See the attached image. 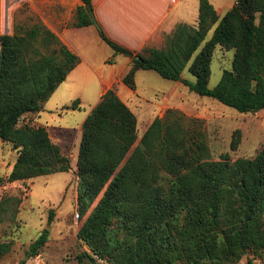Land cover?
I'll return each mask as SVG.
<instances>
[{
    "label": "trees",
    "instance_id": "obj_1",
    "mask_svg": "<svg viewBox=\"0 0 264 264\" xmlns=\"http://www.w3.org/2000/svg\"><path fill=\"white\" fill-rule=\"evenodd\" d=\"M80 1L74 27L93 24L83 5L90 0ZM94 23L113 55L129 58L121 76L127 88L134 89L136 70L150 69L238 113L264 108V0H234L221 16L209 0H198L196 26L176 24L160 48H144L146 55L109 39ZM216 46L232 49V59L208 88ZM78 61L43 26L0 33V140L15 150L0 184L69 168L45 127L22 118L39 112ZM183 68L194 81L180 77ZM178 117L166 109L137 138L136 117L115 89L101 93L80 123L75 202L77 216L84 217L76 237L111 264H235L248 251L264 254V152L210 158L201 128H186ZM238 136L235 130L230 150ZM20 202L15 195L1 196L0 221L13 220ZM52 216L49 208L48 223ZM46 238L43 228L27 254L35 255ZM8 250L9 243L0 240V258ZM89 252L77 256L78 264L81 256L88 258L85 264H98ZM244 264H252L251 258Z\"/></svg>",
    "mask_w": 264,
    "mask_h": 264
},
{
    "label": "rangeland",
    "instance_id": "obj_2",
    "mask_svg": "<svg viewBox=\"0 0 264 264\" xmlns=\"http://www.w3.org/2000/svg\"><path fill=\"white\" fill-rule=\"evenodd\" d=\"M210 1L215 2V8H221L217 10L218 16H221L234 0ZM77 2L0 0V33L22 34L32 27L43 26L55 34L48 23L59 31L71 27ZM191 25L196 26V18ZM91 28L79 31L70 41L75 51L92 63L94 70L88 74L85 69L71 73L43 103L36 118V114L22 118L29 122L35 118L34 121L45 127L50 139L58 142L56 144L67 156L69 168L0 184V197L15 195L21 198L14 219L4 218L0 221V240L9 243V250L0 258V264H78L77 256L82 252L88 254L89 248L76 237V230L84 216H75L78 213L75 202V159L80 123L96 102L99 78L128 103L136 117L137 138L154 117H162L166 109H172L184 127L201 128L210 158H217L220 153H227L233 159L252 157L259 150L264 152V108L252 113H238L211 97L189 91L178 81L164 79L150 69L136 70L134 89L128 92L124 87L123 90L119 87L123 86L122 75L119 78L116 75L128 69L129 58L121 54L113 55L111 48L98 38L95 28ZM131 52L147 54L144 48ZM231 59L232 49L214 48L209 64L208 88L216 84L222 69L230 68ZM180 77L194 81V76L186 68L181 70ZM73 100H78V106L66 108ZM235 130H238L239 142L235 150H230L229 141ZM14 159L15 150L11 149L9 143L0 140V178L8 173ZM49 208L53 210V216L48 223L46 217ZM43 228L47 231L45 243L35 255H28L29 244ZM246 258H251V263L256 264L264 259V254L261 252L259 256H254L248 251L235 264H244ZM79 260L85 264L88 258L81 256Z\"/></svg>",
    "mask_w": 264,
    "mask_h": 264
},
{
    "label": "crops",
    "instance_id": "obj_3",
    "mask_svg": "<svg viewBox=\"0 0 264 264\" xmlns=\"http://www.w3.org/2000/svg\"><path fill=\"white\" fill-rule=\"evenodd\" d=\"M79 1L80 0H78L76 5L81 4V1ZM215 1L219 2V0ZM209 2L216 12L221 9L219 7H214L213 3L215 2L211 3L210 0ZM197 4L198 0H90L89 3L94 20L103 33L109 39L126 47L130 51H139L141 48H160L163 44L164 37L172 31L176 24L185 23L191 25V23L195 21ZM43 20L45 21L44 18ZM48 26L57 35L60 41L79 58L78 63L67 73L63 81H65L71 73H75V71L79 69H81L80 71L85 69L87 74L88 72L91 73L94 70V66L82 54L75 51V46L72 45L70 40L71 37L79 31L89 30L92 29L91 27L95 28V26L93 24L81 27L71 26L63 28L61 31L55 29L49 23ZM122 74L123 73H118L116 75L117 78ZM82 75L85 74L82 73ZM98 82L99 86L96 94V102L99 100L101 93L109 88L101 78L98 79ZM119 87L124 90L126 86L120 85ZM127 89L126 91L129 92L130 90L132 92L131 89ZM118 97L123 103L126 105L128 104L120 96ZM38 114L37 112L35 118ZM35 118L33 122L31 121L29 123L38 126L39 124L34 121ZM55 143L58 142L55 141Z\"/></svg>",
    "mask_w": 264,
    "mask_h": 264
},
{
    "label": "built area",
    "instance_id": "obj_4",
    "mask_svg": "<svg viewBox=\"0 0 264 264\" xmlns=\"http://www.w3.org/2000/svg\"><path fill=\"white\" fill-rule=\"evenodd\" d=\"M77 216V214H75ZM91 258L98 264H111L108 260L99 257L97 254L89 252ZM256 264H264V259L258 261Z\"/></svg>",
    "mask_w": 264,
    "mask_h": 264
},
{
    "label": "water",
    "instance_id": "obj_5",
    "mask_svg": "<svg viewBox=\"0 0 264 264\" xmlns=\"http://www.w3.org/2000/svg\"><path fill=\"white\" fill-rule=\"evenodd\" d=\"M83 5L85 6V8H86V10L88 12V15H89L90 19L92 20L93 24H95L94 23L95 20H94L93 13L91 11V7H90L89 3H84Z\"/></svg>",
    "mask_w": 264,
    "mask_h": 264
}]
</instances>
